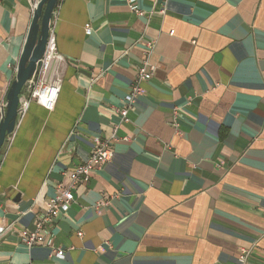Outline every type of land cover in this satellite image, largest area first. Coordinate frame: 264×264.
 I'll use <instances>...</instances> for the list:
<instances>
[{"label": "crops", "instance_id": "1", "mask_svg": "<svg viewBox=\"0 0 264 264\" xmlns=\"http://www.w3.org/2000/svg\"><path fill=\"white\" fill-rule=\"evenodd\" d=\"M32 5L0 0V108ZM137 7L58 1L60 98L52 111L33 101L0 152V264H239L242 247L264 264V0ZM149 51L156 70L122 121ZM113 134V159L43 230L50 244L28 246L58 186Z\"/></svg>", "mask_w": 264, "mask_h": 264}, {"label": "built area", "instance_id": "2", "mask_svg": "<svg viewBox=\"0 0 264 264\" xmlns=\"http://www.w3.org/2000/svg\"><path fill=\"white\" fill-rule=\"evenodd\" d=\"M40 0H33V11L37 7ZM138 0H127L129 7L134 9L136 13L142 14V10L137 7ZM160 10L165 12L167 8L165 5ZM49 35L47 37V43L43 56L37 62L36 71L32 77L26 82L23 89V95H20V104L18 112L20 116L26 114L30 105L33 101L41 104L46 110L52 111L60 98L61 88H62V78L57 70H54L53 66L64 60L63 53L58 51L57 39L55 36V26L50 21L49 23ZM92 32V26L87 23L86 33L87 35ZM171 31L170 34H173ZM155 42H149V46L152 49ZM151 51L143 60L141 67L138 71V76L136 82L133 84L127 96L125 98V105L120 108L122 121L129 120V113L132 110L134 103L137 101L138 97L143 95L142 83L147 81V79L155 72L156 67L150 61ZM5 104L0 108V122L4 117V110L6 108ZM178 110V109H177ZM177 113V112H176ZM128 139V138H126ZM116 135L113 134L111 139L103 140L96 137L95 145L92 148L89 158L78 164L74 170L69 174L68 183H62L58 186L57 193L51 197L48 202L45 213L40 215L35 223L36 229L26 235L25 241H27L28 246L32 247L37 244H50V239L43 235V230L47 225L51 224L60 213L65 212L70 206V204L75 200L74 190L78 187V184L82 182H88L91 178L92 171L96 169L103 168L106 163L111 161L114 157V146L113 143L116 141ZM108 202L105 200L97 204V207L101 205H106ZM6 228L0 224V235L4 233ZM240 253L238 256L239 264H248V260L251 256L252 250L247 248H240ZM56 254L64 257V250L59 248L56 250Z\"/></svg>", "mask_w": 264, "mask_h": 264}, {"label": "water", "instance_id": "3", "mask_svg": "<svg viewBox=\"0 0 264 264\" xmlns=\"http://www.w3.org/2000/svg\"><path fill=\"white\" fill-rule=\"evenodd\" d=\"M58 1L40 0L34 10L30 32L18 64L17 78L8 91L5 114L0 122V152L5 145L7 135L13 133L16 129L15 126L19 117L20 95L27 84L26 82L36 71L37 62L43 56L49 35V23Z\"/></svg>", "mask_w": 264, "mask_h": 264}]
</instances>
